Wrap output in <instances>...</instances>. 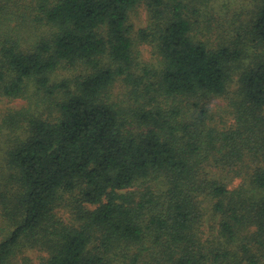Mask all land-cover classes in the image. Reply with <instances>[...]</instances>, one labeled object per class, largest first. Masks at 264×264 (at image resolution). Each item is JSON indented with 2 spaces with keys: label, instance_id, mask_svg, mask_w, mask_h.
<instances>
[{
  "label": "trees",
  "instance_id": "16d2710c",
  "mask_svg": "<svg viewBox=\"0 0 264 264\" xmlns=\"http://www.w3.org/2000/svg\"><path fill=\"white\" fill-rule=\"evenodd\" d=\"M208 2L0 0V264H264V0Z\"/></svg>",
  "mask_w": 264,
  "mask_h": 264
},
{
  "label": "rangeland",
  "instance_id": "374dc122",
  "mask_svg": "<svg viewBox=\"0 0 264 264\" xmlns=\"http://www.w3.org/2000/svg\"><path fill=\"white\" fill-rule=\"evenodd\" d=\"M208 3L209 6L213 8L214 11H216L215 12L216 15H222L224 20L228 19L226 12H228L231 15H234L235 14L234 10H236V8H238L239 6H241V4H243L242 0H209ZM147 18H148V12L144 10H140L138 13L134 14L133 24L135 27V31H139L140 29L147 27L148 24ZM142 51H143L142 57L147 61H151L150 58L152 56L149 49L144 47ZM23 103L24 102L20 100V101H15L14 103H12V105L21 106ZM222 111L223 110H221V112H218V114H215V117L216 116L218 117L217 121L215 120V122H217L216 124L217 127L219 128L223 127V125L220 124L221 121L227 120L229 118L226 114L222 113ZM231 122L232 120L229 119L228 123L230 124ZM35 262L37 263L38 261L36 260Z\"/></svg>",
  "mask_w": 264,
  "mask_h": 264
}]
</instances>
